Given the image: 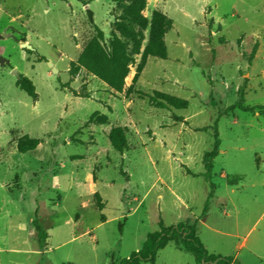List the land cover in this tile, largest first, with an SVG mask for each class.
<instances>
[{
	"label": "rangeland",
	"instance_id": "1",
	"mask_svg": "<svg viewBox=\"0 0 264 264\" xmlns=\"http://www.w3.org/2000/svg\"><path fill=\"white\" fill-rule=\"evenodd\" d=\"M155 11L173 21L165 54L145 56L134 82L147 30L116 93L79 58L95 26L108 47L120 4L0 0V34L11 35L0 39L9 60L0 64V264H118L161 222L195 225L210 253L236 264H264V0H147L143 14ZM20 77L32 81L35 97ZM240 89L254 110L226 113ZM155 91L189 106L157 108ZM216 120L215 189L203 214L211 191L203 159ZM114 127L123 129L122 151L110 142ZM25 136L40 143L20 152ZM143 264L196 260L175 242Z\"/></svg>",
	"mask_w": 264,
	"mask_h": 264
},
{
	"label": "trees",
	"instance_id": "2",
	"mask_svg": "<svg viewBox=\"0 0 264 264\" xmlns=\"http://www.w3.org/2000/svg\"><path fill=\"white\" fill-rule=\"evenodd\" d=\"M120 4L122 12L117 18L114 30L106 48L102 42L104 33L95 26L96 35L93 40L84 48L79 58V64L95 77L105 82L108 87L121 93L125 87V79L130 73V65L135 63V56L139 55L145 39V32L149 30V40L145 48L144 60L137 66L134 82L138 80L145 66V56H164L165 34L173 26V21L159 11H155L148 19L143 14L146 9L147 0H114ZM30 52V50H28ZM18 86L29 96L35 97V86L27 77H20ZM240 99L237 103L226 110V113L237 108L244 111H253L254 108L243 105L244 89H240ZM153 105L157 108L187 109L189 102L170 94L155 91L150 96ZM217 122L215 121V140L210 151L205 153L203 159L204 173L203 178L208 183L211 191L203 209V214L208 211L209 200L213 196L215 184L212 182L213 164L219 155L221 141L218 136ZM109 139L117 151H122L125 147L124 132L120 127H114L109 132ZM40 140L25 136L18 140L20 152L34 150ZM97 207L102 210L104 204L100 200V195L96 193ZM102 220L105 217L102 215ZM34 225L38 231L40 242H45L47 233L34 220ZM178 242L183 251L192 254L196 264H236L231 257H223L218 254L210 253L197 235L195 225L179 223L177 225L165 226L162 222L159 229L149 233L141 249L133 252L130 257L121 259L118 264H143L144 262H154L157 252L171 243ZM111 264H117L114 261Z\"/></svg>",
	"mask_w": 264,
	"mask_h": 264
},
{
	"label": "water",
	"instance_id": "3",
	"mask_svg": "<svg viewBox=\"0 0 264 264\" xmlns=\"http://www.w3.org/2000/svg\"><path fill=\"white\" fill-rule=\"evenodd\" d=\"M11 35L8 33L0 34V39H4L5 37H10ZM22 47L26 50H32L33 48L28 43H22ZM9 63V60L5 59L4 57L0 56V64ZM13 73L17 74V70L13 69Z\"/></svg>",
	"mask_w": 264,
	"mask_h": 264
}]
</instances>
